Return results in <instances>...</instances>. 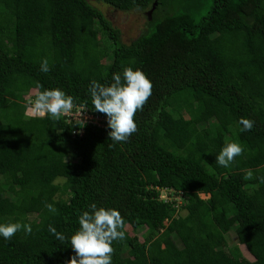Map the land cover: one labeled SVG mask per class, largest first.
<instances>
[{
	"label": "trees",
	"instance_id": "1",
	"mask_svg": "<svg viewBox=\"0 0 264 264\" xmlns=\"http://www.w3.org/2000/svg\"><path fill=\"white\" fill-rule=\"evenodd\" d=\"M96 1L156 8L148 31L124 44L90 0H0V224L32 227L0 235V264H66L91 203L124 219L112 264H264V0ZM123 67L153 87L137 131L114 142L88 89L110 85ZM57 88L104 126L25 115L27 97ZM241 117L255 122L250 131ZM232 142L243 154L218 165ZM162 189L182 203L161 200ZM141 229L142 241L129 233Z\"/></svg>",
	"mask_w": 264,
	"mask_h": 264
},
{
	"label": "clouds",
	"instance_id": "2",
	"mask_svg": "<svg viewBox=\"0 0 264 264\" xmlns=\"http://www.w3.org/2000/svg\"><path fill=\"white\" fill-rule=\"evenodd\" d=\"M40 71L45 74L50 71L47 59L41 61ZM152 87L144 72L140 69L133 70L132 67H123L122 73H114L110 85L95 80L91 82L88 91L92 105L95 111L106 115L110 129L108 137L111 140L125 142L137 131L134 116L137 110H143L152 94ZM28 105L27 110L30 113L40 117L50 115L55 120L71 113L74 108L73 97L58 88L38 91L34 99L28 101ZM254 123L253 120L243 117L239 120V124L243 126L242 131H250ZM243 151L238 143H226L216 156V162L220 166L228 167ZM252 178L251 170L247 171L245 179ZM261 182H264V178H261ZM200 196L206 197L203 194ZM46 207L50 212H56L52 204H46ZM78 223L79 229L70 238L75 255L67 260L66 264H112V244L125 238V222L120 212L91 203L89 210L83 211L79 216ZM21 229L25 234L32 233L30 224L16 222L0 224V235L5 240H10ZM49 231L60 241L66 239L55 227L49 226Z\"/></svg>",
	"mask_w": 264,
	"mask_h": 264
},
{
	"label": "rangeland",
	"instance_id": "3",
	"mask_svg": "<svg viewBox=\"0 0 264 264\" xmlns=\"http://www.w3.org/2000/svg\"><path fill=\"white\" fill-rule=\"evenodd\" d=\"M90 2L99 8L105 16L112 22L115 28L119 29L121 31V41L124 44H131L133 41L138 39L141 35H143L145 32L149 29V18H148V11H141V10H134V11H119L115 8H113L110 5L104 4L103 2H98L96 0H90ZM163 15V13H162ZM27 99L30 100V97H27ZM28 105V104H27ZM29 106V105H28ZM27 116H37L32 113H30L28 110L26 112ZM185 123L188 124V118L187 116H184ZM205 127V125L202 126V128ZM58 183H63L62 180H57ZM203 199V196H200ZM161 198L166 199L167 195L163 192L161 193ZM185 212H181L182 216H185ZM34 215H30L29 221L34 219ZM167 224V222H165ZM145 232V229H141L139 232H136V234L129 230V233L131 236L137 235L139 237L140 241H142V234ZM231 234V233H230ZM232 240L230 246L238 248L240 254L242 257L246 260L253 261L252 256L248 253V251L238 244L236 238L231 234Z\"/></svg>",
	"mask_w": 264,
	"mask_h": 264
},
{
	"label": "built area",
	"instance_id": "4",
	"mask_svg": "<svg viewBox=\"0 0 264 264\" xmlns=\"http://www.w3.org/2000/svg\"><path fill=\"white\" fill-rule=\"evenodd\" d=\"M33 116V115H32ZM63 117H68L67 122L69 121H77L81 122L83 124H93L98 127H103V122L105 121L103 118L97 116L96 114L90 113L87 108L84 107H74L72 112L67 115H62ZM164 193L167 195L166 199L161 198V193ZM160 199L167 202L171 200H176L177 204L182 203V197L181 194L178 196L173 195V192L168 191L166 189L160 190Z\"/></svg>",
	"mask_w": 264,
	"mask_h": 264
},
{
	"label": "water",
	"instance_id": "5",
	"mask_svg": "<svg viewBox=\"0 0 264 264\" xmlns=\"http://www.w3.org/2000/svg\"><path fill=\"white\" fill-rule=\"evenodd\" d=\"M155 8H156V4H155V6H154V7L148 12V16H149V19H150V20L152 19V14H153Z\"/></svg>",
	"mask_w": 264,
	"mask_h": 264
}]
</instances>
